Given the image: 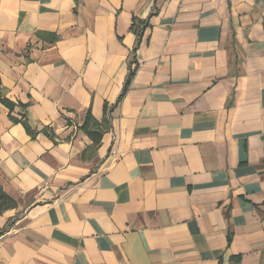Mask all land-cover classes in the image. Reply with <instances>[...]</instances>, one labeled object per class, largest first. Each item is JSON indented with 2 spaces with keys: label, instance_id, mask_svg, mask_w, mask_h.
Instances as JSON below:
<instances>
[{
  "label": "crops",
  "instance_id": "0c3cea01",
  "mask_svg": "<svg viewBox=\"0 0 264 264\" xmlns=\"http://www.w3.org/2000/svg\"><path fill=\"white\" fill-rule=\"evenodd\" d=\"M0 187V264H264V0H0Z\"/></svg>",
  "mask_w": 264,
  "mask_h": 264
},
{
  "label": "trees",
  "instance_id": "16d2710c",
  "mask_svg": "<svg viewBox=\"0 0 264 264\" xmlns=\"http://www.w3.org/2000/svg\"><path fill=\"white\" fill-rule=\"evenodd\" d=\"M137 20H135L136 23ZM147 23H144V25H146ZM134 25H133V29H134ZM133 75V72L130 73L129 78L127 80L126 83V88L128 87V84L130 82V79ZM3 101L7 104H9V102L6 99H3ZM16 206V201L9 196L6 192L3 191V189L0 187V214L2 212H4V210L9 209V208H13Z\"/></svg>",
  "mask_w": 264,
  "mask_h": 264
},
{
  "label": "rangeland",
  "instance_id": "374dc122",
  "mask_svg": "<svg viewBox=\"0 0 264 264\" xmlns=\"http://www.w3.org/2000/svg\"><path fill=\"white\" fill-rule=\"evenodd\" d=\"M12 219V218H11ZM10 224V223H9Z\"/></svg>",
  "mask_w": 264,
  "mask_h": 264
}]
</instances>
